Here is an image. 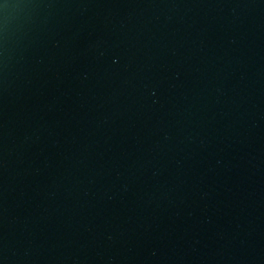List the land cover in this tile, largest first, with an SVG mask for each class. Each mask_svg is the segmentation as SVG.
Wrapping results in <instances>:
<instances>
[{
    "label": "water",
    "instance_id": "1",
    "mask_svg": "<svg viewBox=\"0 0 264 264\" xmlns=\"http://www.w3.org/2000/svg\"><path fill=\"white\" fill-rule=\"evenodd\" d=\"M0 264H264V0H0Z\"/></svg>",
    "mask_w": 264,
    "mask_h": 264
}]
</instances>
